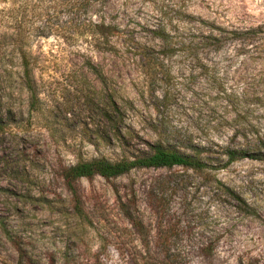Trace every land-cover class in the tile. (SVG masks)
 <instances>
[{
  "label": "rangeland",
  "instance_id": "rangeland-1",
  "mask_svg": "<svg viewBox=\"0 0 264 264\" xmlns=\"http://www.w3.org/2000/svg\"><path fill=\"white\" fill-rule=\"evenodd\" d=\"M110 98L124 146L100 137ZM0 123V264H162L166 239L186 264H264V160L224 154L264 141V0H0ZM159 140L206 145L209 166L62 176Z\"/></svg>",
  "mask_w": 264,
  "mask_h": 264
},
{
  "label": "trees",
  "instance_id": "trees-1",
  "mask_svg": "<svg viewBox=\"0 0 264 264\" xmlns=\"http://www.w3.org/2000/svg\"><path fill=\"white\" fill-rule=\"evenodd\" d=\"M97 1L104 2L106 0H82L87 8L92 5V2ZM91 25L93 29L95 28L94 33L97 32L95 36L96 43H109V36L105 34L109 26H106L103 21L94 22ZM251 31L256 32V29ZM159 32H162L160 35L166 34L164 27H161ZM213 38L215 39V37ZM21 54L23 66L22 78L30 92L31 98L35 100L38 93L35 89L34 68L30 59H28L27 51L21 49ZM87 66L91 70L96 68V64H94L91 58L87 59ZM103 78L104 76L100 75L101 83L104 81ZM102 109L108 123V132L106 135L100 137L107 138V143L115 140L120 142L123 146L128 144V136L135 135V132L125 125V114L121 111L114 98L108 99L105 108ZM0 129H3L2 123H0ZM190 147L189 149H182L178 145L166 143L162 140L147 142L143 148L137 150V153H133L130 156L125 155L119 159H109L102 156L91 159H79L76 163L65 167L62 171V176L69 184H72L80 178H93L95 176H102L105 179L117 178L129 173L135 168H173L175 166H181L187 169L200 171L208 167L211 148L200 144ZM224 154L228 157L226 165L246 157L264 160V141L256 135L253 138L251 148L226 146L224 148ZM146 247L149 253H151V250H154V248L161 251L162 259L160 260H162V264H186L179 260V258L182 257V252L178 251V246L174 245L171 240L166 239L164 243L160 245L156 243L154 248H152L151 243L147 241ZM204 249L207 250V252L212 251L211 245L206 246ZM154 260V257L149 255V257L137 259L135 264H156L157 260H155V262Z\"/></svg>",
  "mask_w": 264,
  "mask_h": 264
}]
</instances>
